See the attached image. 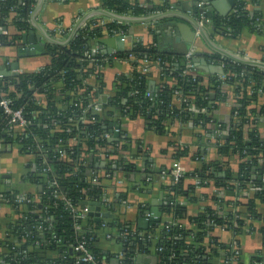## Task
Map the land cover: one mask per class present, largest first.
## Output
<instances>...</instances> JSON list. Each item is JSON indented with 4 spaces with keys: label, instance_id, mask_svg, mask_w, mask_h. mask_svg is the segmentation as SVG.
<instances>
[{
    "label": "trees",
    "instance_id": "1",
    "mask_svg": "<svg viewBox=\"0 0 264 264\" xmlns=\"http://www.w3.org/2000/svg\"><path fill=\"white\" fill-rule=\"evenodd\" d=\"M199 1L202 0H195V3ZM247 2L233 0L224 17L212 13L208 17L207 31L230 38H237L244 28L261 33L264 22L260 13L248 10ZM34 4L35 0H0V26H7L10 20L17 32L28 30ZM101 7L119 17L143 18L162 12L169 5L143 7L136 0H101ZM200 15L201 10L195 4L193 16L197 20ZM128 27V23L116 19L104 24L98 19L91 20L68 43L48 45L46 55L49 61L43 68L16 77L0 78V100L11 99L13 106L21 108L24 117L30 121L24 129L11 131L0 111V143H14L22 153L35 154L36 171L31 179L43 187L40 207L36 204L13 205L10 200L15 210L23 206L24 212L14 222L5 240L0 242L3 251L0 264H86L77 263L79 254L72 250L81 236L94 257L93 263L89 264H111L112 255H103L96 243L100 224L92 226L88 217L74 220L71 213L81 201L100 202L104 196L105 189L98 178L95 162L101 160L102 155L118 156L129 146L121 134L114 142L104 138L105 134L112 133L114 120L111 118L114 114L128 119L141 117L149 128L160 133L167 131L172 122L204 129L216 108L215 103H210V95H214V101H223L221 89L225 86L233 89L231 113L234 120L231 125L219 127L228 135L226 139L217 137L219 144L216 148L222 157L238 156L237 170L222 168L216 162H202L200 168L184 173L176 182L170 178V184L163 187L165 194L159 206V219H149L143 229L119 222L111 227L116 234L125 233L124 238L118 239L122 245L121 262L127 264H132L136 255L152 253L157 255L159 264H234L232 244H222L209 234L215 228H221L239 236L246 229L255 230L253 221L263 223L257 231L264 249V215L256 209V203H264L260 180L264 170V134L256 127L258 118L264 117V70L229 58L221 61L214 57L211 60L214 64L223 65L224 79L215 75L204 78L194 56L195 72L184 75V56L159 52L155 35L152 42H138L127 51L109 54L100 47L91 59L86 58L93 44L100 46L99 40L104 35H125ZM66 37L67 34L58 39L64 42L66 40L62 39ZM17 39L19 35L6 36L2 37L1 43L15 44L19 42ZM129 56L132 57L129 72L115 77L111 96L102 105L107 111L95 114L90 104L99 102L105 91L103 68ZM141 67L149 68V72L142 73ZM152 68L160 69L156 76L150 71ZM175 91L180 94V103L176 102ZM149 92L152 99L146 96ZM191 106L197 112L190 111ZM170 146L174 160L190 156L188 148ZM192 157L200 160V153ZM121 161L119 158L116 164ZM95 177L96 182L93 181ZM189 178L211 181L216 187L232 190L236 192L237 200L226 203L215 200L231 207L224 214L221 210L205 207L196 216L188 217L178 200L193 193L195 187L185 185ZM249 185L260 186L261 190L244 198L241 192ZM6 197L11 198L9 193ZM36 208L39 214L35 213ZM183 220L187 225L179 223ZM173 222L177 224L173 225ZM36 226L41 230L38 231ZM207 238L209 242L205 244ZM57 253H64L65 259L53 258ZM240 256L239 250L236 264H240ZM263 261L257 255L252 264Z\"/></svg>",
    "mask_w": 264,
    "mask_h": 264
},
{
    "label": "crops",
    "instance_id": "2",
    "mask_svg": "<svg viewBox=\"0 0 264 264\" xmlns=\"http://www.w3.org/2000/svg\"><path fill=\"white\" fill-rule=\"evenodd\" d=\"M140 6H161L168 4L169 7L162 12H156L150 16L143 17L138 21H123L129 24L127 34L125 35H104L100 40V46L96 43L93 47L103 50H111L112 53L127 51L137 40L142 44L150 43L156 37L157 47L160 36L174 38V29L176 24H183L189 27H183L185 38L190 37L189 31L193 32V41L189 44L196 54L201 53L205 59V66L197 65L201 69L204 78L220 75V66L213 63L212 58H225L224 54L235 58H247L250 61L264 63V28L261 33H252L244 28L237 38H230L224 34L211 33L207 29H201L197 20L193 16L195 0H136ZM176 7V9L174 8ZM247 8L250 11H259L261 20L264 22V0L252 2L248 0ZM109 13L102 9L101 0H35L32 12L30 13L28 24L29 29L22 32L17 30L7 21V26H0V72L10 71L12 63H18V74L25 72H34L43 68L49 61L47 55L19 58L15 51L16 45L13 43H1L2 37H10L27 34L33 31L39 40L46 44V47L52 42L59 41V36L66 35L68 40L70 36L84 27L89 21L98 19L99 21H109ZM217 14V12H216ZM219 14V13H218ZM124 20L137 19L123 17ZM120 21V20H119ZM57 26L63 30L62 34H55ZM155 35V36H154ZM72 36V37H73ZM154 36V37H153ZM20 39H17L19 41ZM21 41V40H20ZM19 41V42H20ZM170 45L165 42L163 46L167 49ZM183 40L176 44L181 50ZM27 46V45H26ZM45 47V50H46ZM176 49V48H175ZM205 67V68H204ZM210 67L208 71L206 68ZM130 66L125 62L113 61V64L106 65L102 70L105 91L100 96L99 104L104 114L106 109L102 105L107 102L111 96L113 80L120 74H127ZM150 71L156 76L157 69L152 68ZM1 77V76H0ZM3 78V77H1ZM223 101H213L216 108L213 109L212 120L204 129L194 128L191 124L181 125L172 122L167 126V131L160 133L155 129L149 128L147 121L141 117L135 119L121 118L120 115L114 114L111 118L114 120L113 130L118 128V133L129 143L125 151L119 152L118 156H109L95 162L94 167L99 172L101 185L104 187V198L107 199V205L101 203V213L109 212V218H101L95 221V217H88L92 220V226L100 224V230H97V246L103 255H112L111 264H127L121 262L122 245L116 234V230L111 224L119 222L120 224H130L143 229L148 220L155 219L150 213L151 209L159 212V206L163 199L165 191L163 187L170 184V174L174 163L173 148L170 144H175L188 148L190 156L178 160L186 172H191L200 168L202 162H216L222 168H228L233 172L237 170L240 162L237 155L222 157L217 151L218 138L215 133L219 127L232 124L233 116L231 110L234 106V94L231 87L225 86L221 89ZM42 98V97H41ZM236 122V120H235ZM256 127L264 134V117L258 118ZM19 127L13 126L9 130L17 131ZM106 134L111 140L114 133ZM119 142V141H118ZM117 142V145H118ZM200 153V160L193 158V154ZM34 153L25 154L19 150L17 144L0 143V242L4 241L9 231L14 226V222L22 216L24 209L21 207L30 204L42 205L41 195L43 187L38 182L31 179L35 173ZM122 160L119 164L116 161ZM97 179V177H95ZM185 185H194L193 179L185 180ZM9 193L11 198H7ZM236 192L224 188L216 187L211 181L195 187L192 194L188 197H182L178 201L185 207L186 216L193 217L203 211L205 207H211L215 210H221L222 214L228 212L231 208L223 203L215 202L222 200L224 203L237 200ZM18 198L21 201L15 202ZM23 205L15 210L11 206ZM223 205V206H222ZM221 208V209H220ZM257 212L264 215V203H256ZM244 211L243 208H239ZM39 214V210H34ZM150 215L147 219V215ZM40 218V217H39ZM44 221V220H43ZM170 222L171 219L169 218ZM179 223L187 225L186 220ZM107 224L109 226H107ZM252 225L255 230L246 229L239 236L233 235L231 231L221 228H215L209 234L210 238L222 244H232L240 250V264H252V260L257 256L264 258V249L262 247V237L257 231L263 223L253 221ZM90 226L94 232L96 230ZM126 228L123 226V229ZM38 231L40 226H36ZM133 231V230H131ZM133 234V232H132ZM209 239L205 240L208 244ZM0 248V256L2 254ZM138 256V255H136ZM141 257H156L155 263L159 264V259L155 253L140 254ZM62 260L66 255L55 254L53 258ZM133 264V263H132ZM253 264H256V262Z\"/></svg>",
    "mask_w": 264,
    "mask_h": 264
},
{
    "label": "built area",
    "instance_id": "3",
    "mask_svg": "<svg viewBox=\"0 0 264 264\" xmlns=\"http://www.w3.org/2000/svg\"><path fill=\"white\" fill-rule=\"evenodd\" d=\"M196 6L197 8H199L201 10V15L199 17V19H197V23L199 25V27L201 29H206V27L209 25L210 21L208 19V16H206V9H207V6H208V3L204 2L203 0L202 1H199V2H196ZM107 21L105 20H102L100 21V24H104L106 23ZM63 33V30L60 26H57V29H56V32L55 34H62ZM140 42L139 40L135 41L131 47ZM99 52V48L98 47H93L90 49L89 52L86 53V58L88 59H91V56L92 55H95ZM114 54V53H112ZM184 58H185V69L183 71V74H188V73H194L195 72V68H196V64L193 62V58H194V52L191 48L188 49L187 53L184 55ZM224 58H220V60L222 61ZM240 59V58H238ZM242 60H248L246 57L245 58H242ZM116 61V60H115ZM131 61H132V57L129 56L128 59L124 60L123 62L127 63L129 66L131 64ZM147 61L144 60V63H146ZM147 65V64H146ZM220 67L223 68V65L220 63ZM102 69V68H101ZM157 69V72H159V68H156ZM223 70V69H222ZM141 72L142 73H148L149 72V68L147 67H141ZM218 77L220 79H224V74H220L218 75ZM1 78V77H0ZM147 97H150V99H152V94L147 93L146 94ZM174 96L176 98V102L180 103V94L178 91H175L174 92ZM91 108H92V112H94L95 114H99L100 111H101V106L99 104V102H92L90 104ZM0 110L2 112V114L4 115V117L6 118L7 120V126L8 128H12L13 126H16V127H19L21 129H24L25 127L28 126V124L30 123V121L28 119H26L24 117V114H23V110L21 108H15L13 106V101L9 98H4V99H1L0 100ZM190 111L192 112H197V109H195L193 106H191L189 108ZM203 112V110H201ZM233 115L235 116L236 118V112L233 113ZM179 124V123H178ZM113 133L114 134H117L118 133V128H115V130H113ZM228 135V132L226 130H222V129H219V131H217L215 133V136L216 137H222V138H225L227 137ZM104 138H107V135L105 134L104 135ZM260 162H262V160H260ZM185 173V169L180 165V163L178 162V160H174V163L172 165V171H171V178L173 179V182H176L179 180V178H181V176ZM260 180H261V184L263 185L262 187L264 188V170L263 172L260 174ZM94 182L97 181L96 178L93 179ZM209 181H204V182H200L198 179H193V186L194 187H198V186H201V185H204L206 183H208ZM261 190V187L260 186H256V185H249L247 186V188L245 190H243L241 192V196L244 197V198H248V197H251L252 194H254L255 192H258ZM21 200L16 198L15 199V202H20ZM103 204H106L107 205V199L106 198H102L100 200V203ZM71 213H72V217L74 218V220H80V219H85L87 218V209L84 208V209H81V206L79 205L78 207L76 208H73L71 210ZM150 215L148 214L147 215V219H149ZM151 219V218H150ZM173 225H176L177 222H173L172 223ZM76 229H79V226H76ZM125 232V231H124ZM81 236V234H80ZM124 238L125 236V233H121L120 234V237ZM230 246V244H229ZM231 247V251L234 253L233 255V263L236 264L237 263V256L239 254V248L237 246H230ZM73 251L77 252L79 254V257L77 258V263H86V264H89V263H93L94 261V257L93 255L91 254V252L88 250L87 248V241H85L82 236H81V240L79 242L76 243V245L72 248ZM123 254H120V257L122 258ZM139 257H141L140 255H138ZM138 256H135L133 258V264L135 263V258L138 257ZM226 264V262H225ZM256 264H264V261L263 262H258Z\"/></svg>",
    "mask_w": 264,
    "mask_h": 264
},
{
    "label": "water",
    "instance_id": "4",
    "mask_svg": "<svg viewBox=\"0 0 264 264\" xmlns=\"http://www.w3.org/2000/svg\"><path fill=\"white\" fill-rule=\"evenodd\" d=\"M204 2L208 3L207 9H206V16H210L212 13H216L219 16H226L227 13L229 12L231 6L233 5V0H203ZM176 9V7H174ZM109 17L114 18L116 20H123V21H129V22H133V21H138V20H143L141 18H137V19H130V20H124L123 17H119L116 16L114 14H107ZM174 29V38L171 37H167V36H160L158 38L159 44H158V50L159 52L162 53H170L172 55L175 56H184L188 49H189V44L193 41V32L189 31L190 33V37L189 38H185V36L183 35V27H186L189 30L188 26H185L183 24H176ZM73 34L70 36V38L64 42H52L53 44H58V45H64L66 43H68L70 41V39L72 38ZM19 40L20 42L15 43L16 45V53L17 56L19 58H23V57H34V56H44L46 55V44L42 43L38 36H36L34 34L33 31H29L27 32V34H22L21 36H19ZM180 39L183 40V44H181L182 46L180 47L181 50L177 49L179 48L178 46H176L177 43L180 42ZM169 42V46L167 44V49L163 46V44L165 42ZM27 45V46H26ZM176 48V49H175ZM107 53L112 54L111 50H106ZM225 58H229L233 61L245 64V65H249V66H254L257 68H260L262 70H264V63L262 62H255V61H250V60H242V59H237L233 56L230 55H226L224 54ZM196 63L198 65L201 66H205V59L203 54L198 53L196 54ZM205 68V67H204ZM208 71L211 70L210 67L206 68ZM220 72L219 74L223 73L222 68H220ZM10 71H1L0 72V76L1 77H16L18 76V63H12L10 65L9 68ZM151 85H153V82H151ZM210 102L214 101V95H210ZM1 111V110H0ZM112 126V125H110ZM119 134H114V138H118ZM227 137H225L226 139ZM112 142H114L115 140H111ZM81 209L86 208L88 213L87 216L88 217H95V221H99L101 218H109L110 214L109 212H105V213H101V203L100 202H87V201H81L80 204ZM146 213H150L153 217H156L153 220H157L160 217V213L155 210V209H151L150 212H146ZM156 257L153 256V258L150 257H136L135 258V263L134 264H153L155 263ZM264 260V258H263Z\"/></svg>",
    "mask_w": 264,
    "mask_h": 264
}]
</instances>
